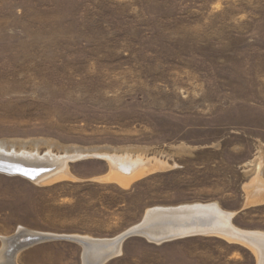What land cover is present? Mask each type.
<instances>
[{"label": "rangeland", "instance_id": "374dc122", "mask_svg": "<svg viewBox=\"0 0 264 264\" xmlns=\"http://www.w3.org/2000/svg\"><path fill=\"white\" fill-rule=\"evenodd\" d=\"M1 146L168 165L127 186L101 180L111 166L95 155L68 162L74 179L0 172V250L21 227L109 239L150 207L193 202H217L237 227L264 232V201H251L264 195V0H0ZM123 243L106 264L260 260L221 235ZM83 253L50 239L16 260L84 264Z\"/></svg>", "mask_w": 264, "mask_h": 264}, {"label": "bare ground", "instance_id": "6f19581e", "mask_svg": "<svg viewBox=\"0 0 264 264\" xmlns=\"http://www.w3.org/2000/svg\"><path fill=\"white\" fill-rule=\"evenodd\" d=\"M89 155L108 158L109 161L116 163L117 168L125 170H121L123 173L114 171V174L111 176L112 179H118V182L125 186L132 183L135 179L148 173L162 170L168 165L165 160H162L163 158L160 159L158 157L143 159L140 155L134 157L131 154H90L83 151H69L57 154L50 149L44 153H40L37 150H11L1 146L0 172L30 177L33 180L39 181L42 180L41 176L43 175L42 181L48 183L68 176L69 161L84 158ZM260 184L256 183L254 179L246 186L247 188H252L255 186L259 187ZM261 197L262 201H264V195H258L251 201H259ZM235 214L236 212L224 210L217 202H193L177 206H157L150 207L145 211L142 225H140L142 227L151 226L147 231H145V228H141L142 235L156 243L194 235H221L226 239L243 242L255 248L260 256L257 264H264V232L237 227L233 222V216ZM16 233H24V235L14 240V242L11 239L12 237L3 239L4 246L0 250V264H18L16 258L22 249L40 241L50 239H67L75 242L79 241L78 243L88 241L91 245L89 246L88 257L91 254L90 252H95L98 264H104L111 258L117 256L122 246L121 243L118 245L112 243L113 239L111 238L97 239L82 235H57L23 229L22 227ZM23 243L28 244L24 245ZM81 245L83 246V244ZM84 264H87L85 258Z\"/></svg>", "mask_w": 264, "mask_h": 264}, {"label": "water", "instance_id": "95a60500", "mask_svg": "<svg viewBox=\"0 0 264 264\" xmlns=\"http://www.w3.org/2000/svg\"><path fill=\"white\" fill-rule=\"evenodd\" d=\"M159 207V206H158ZM142 225V224H141ZM140 224L132 227L131 229L123 232L122 234L114 237V238H111L113 239V242L115 245H118V244H122L124 242V240H126L127 238L131 237V236H135V235H141L143 236V232L141 231L142 229L141 228H145L147 231L148 228H151V226H145V227H142ZM144 231V232H145ZM163 241H166V240H163ZM79 242V241H78ZM81 242V241H80ZM24 244V243H23ZM28 243H25L24 245H27ZM80 244H83L84 246V258L85 260L87 261V264H98L97 262V258L95 257L96 256V253L95 252H90V256L88 257V253H89V246H91L88 241H82V243ZM107 256V255H106ZM105 256V257H106ZM89 259V260H88ZM90 261H92V263H90Z\"/></svg>", "mask_w": 264, "mask_h": 264}, {"label": "crops", "instance_id": "0c3cea01", "mask_svg": "<svg viewBox=\"0 0 264 264\" xmlns=\"http://www.w3.org/2000/svg\"><path fill=\"white\" fill-rule=\"evenodd\" d=\"M124 154H129V153H124ZM118 155H123V154H118ZM107 160L109 161V159L107 158ZM109 163H110V171H109V173H107V175H105L104 177H101V180H108V179H110V180H115V179H112L111 178V176L114 174V171H119L118 170V168L116 167V163L115 162H111V161H109ZM65 178H76L73 174H72V172H70L69 171V174H68V176L67 177H65ZM65 178H63V179H65ZM136 180V179H135ZM135 180H133V181H135ZM115 181H117V180H115ZM131 184V183H130ZM173 242V241H172ZM168 243H171V242H168ZM167 245H169V244H165V245H163L162 246V249L164 250V249H166V247H167ZM126 249H129V247H128V245L125 243H123L122 244V246H121V253L120 254H118L117 256H119V255H124L125 254V252H127V250ZM112 259V258H111ZM110 259V260H111ZM109 261V260H108ZM107 261V262H108ZM106 262V263H107ZM105 263V264H106ZM173 264H176L174 261H173Z\"/></svg>", "mask_w": 264, "mask_h": 264}]
</instances>
